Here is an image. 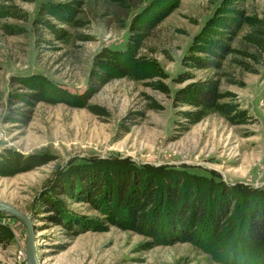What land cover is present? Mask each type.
<instances>
[{
	"label": "rangeland",
	"instance_id": "rangeland-1",
	"mask_svg": "<svg viewBox=\"0 0 264 264\" xmlns=\"http://www.w3.org/2000/svg\"><path fill=\"white\" fill-rule=\"evenodd\" d=\"M79 1L0 0V200L32 217L41 264H252L221 244H157L83 197L86 176L108 178L123 159L206 176L235 188V203L264 190V0H180L143 36L130 29L140 9L125 28L114 7L108 23L89 7L55 12ZM232 7L245 16L234 52L220 70L200 67ZM212 85L209 105L199 92ZM0 226V264H27L23 222L0 211Z\"/></svg>",
	"mask_w": 264,
	"mask_h": 264
},
{
	"label": "trees",
	"instance_id": "trees-1",
	"mask_svg": "<svg viewBox=\"0 0 264 264\" xmlns=\"http://www.w3.org/2000/svg\"><path fill=\"white\" fill-rule=\"evenodd\" d=\"M144 1L82 0L78 2L80 7L77 10L56 9L55 12L59 11L63 16L75 13L79 16L89 7L95 13L94 18L108 23L109 16L119 17L109 10L114 7L116 13L117 9L125 12L121 22L125 28L133 11L140 9L132 18L130 29L136 32L135 35L143 36L177 7L180 0H150L147 6L143 5ZM94 3L102 5L101 8L94 9ZM226 10L223 23H216L226 30V37L205 41L207 44L199 51L206 53L207 57L195 60L200 67L220 70L227 56L234 52L232 42L245 16L235 7ZM79 19L87 20L82 16ZM258 25L263 32L260 20ZM217 90L218 85L205 88L199 92V98L212 105L219 98ZM109 174L107 178L95 170L92 178L86 176L91 184L83 197V201L107 217L106 221L147 235L157 244L192 242L202 246L214 244V247L221 244L232 257L244 255L252 264H264V190L255 189L254 199H246L243 204L235 203V188L223 186L217 189L206 176L196 177L175 166L139 165L127 159L115 161ZM53 202H49V210L59 216ZM102 226L94 228L100 230ZM2 238L0 226V244L5 243Z\"/></svg>",
	"mask_w": 264,
	"mask_h": 264
},
{
	"label": "water",
	"instance_id": "water-1",
	"mask_svg": "<svg viewBox=\"0 0 264 264\" xmlns=\"http://www.w3.org/2000/svg\"><path fill=\"white\" fill-rule=\"evenodd\" d=\"M0 211L19 218L27 229L26 257L27 264H41L36 247V228L33 219L23 210L6 201L0 200Z\"/></svg>",
	"mask_w": 264,
	"mask_h": 264
},
{
	"label": "built area",
	"instance_id": "built-area-1",
	"mask_svg": "<svg viewBox=\"0 0 264 264\" xmlns=\"http://www.w3.org/2000/svg\"><path fill=\"white\" fill-rule=\"evenodd\" d=\"M26 253V252H25Z\"/></svg>",
	"mask_w": 264,
	"mask_h": 264
}]
</instances>
